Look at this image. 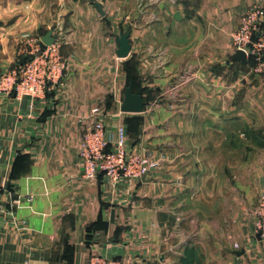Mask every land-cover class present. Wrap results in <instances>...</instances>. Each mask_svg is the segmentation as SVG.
<instances>
[{
    "label": "crops",
    "instance_id": "1",
    "mask_svg": "<svg viewBox=\"0 0 264 264\" xmlns=\"http://www.w3.org/2000/svg\"><path fill=\"white\" fill-rule=\"evenodd\" d=\"M103 1L0 0V77L49 31L67 63L45 98L0 89V264H264V67L232 59L264 0H151L123 59ZM134 64L145 111L123 113ZM96 118L159 167L87 179L79 147Z\"/></svg>",
    "mask_w": 264,
    "mask_h": 264
},
{
    "label": "built area",
    "instance_id": "2",
    "mask_svg": "<svg viewBox=\"0 0 264 264\" xmlns=\"http://www.w3.org/2000/svg\"><path fill=\"white\" fill-rule=\"evenodd\" d=\"M32 40L31 38H29ZM236 50L243 49L248 63L255 71L264 67V7L251 6L241 17L239 28L232 37ZM63 39L55 38L46 45L43 41L32 46L23 63H17L0 77V89L32 99L45 98L50 85L62 81L66 68L61 48ZM21 57V58H22ZM20 58V59H21ZM19 59V60H20ZM103 109L93 110L96 116ZM79 156L84 176L96 179L102 175L107 182L116 184L122 180H140L159 167L160 161L151 151H136L128 144L127 128L119 124L116 134H111L103 118H96L83 135ZM256 230L264 240V191L257 207ZM85 264H119L113 258L99 253L92 255Z\"/></svg>",
    "mask_w": 264,
    "mask_h": 264
},
{
    "label": "rangeland",
    "instance_id": "3",
    "mask_svg": "<svg viewBox=\"0 0 264 264\" xmlns=\"http://www.w3.org/2000/svg\"><path fill=\"white\" fill-rule=\"evenodd\" d=\"M79 1H89V0H79ZM90 1H94V0H90ZM103 2L106 8L105 11L109 16L108 19L109 24H107L108 26L104 29L107 35L112 36L114 33H119V32L122 33L127 30H133L134 32L137 29V25L142 23V19L151 22L150 20L152 16L151 0H104ZM166 25L167 24L163 25L164 30H162V27L160 28L161 30L160 33L163 32L164 34H166L168 30L165 27ZM133 35H135V33H133Z\"/></svg>",
    "mask_w": 264,
    "mask_h": 264
},
{
    "label": "water",
    "instance_id": "4",
    "mask_svg": "<svg viewBox=\"0 0 264 264\" xmlns=\"http://www.w3.org/2000/svg\"><path fill=\"white\" fill-rule=\"evenodd\" d=\"M96 6L102 15H105V11L103 9V4L101 2H97ZM130 34L131 32L122 33L117 36V42L119 47L116 51V54L119 58H127L132 50V45L130 42ZM42 41L46 45H51L55 41V37L53 36V32L49 31L42 37ZM233 60L238 61L242 65L248 64L247 54L243 49H238L233 57ZM25 61V57H22L18 62L23 63ZM146 101L144 100V95L142 91H134V81L131 80L129 85L126 87L124 91V98L120 105L121 112L123 113H142L145 111Z\"/></svg>",
    "mask_w": 264,
    "mask_h": 264
},
{
    "label": "trees",
    "instance_id": "5",
    "mask_svg": "<svg viewBox=\"0 0 264 264\" xmlns=\"http://www.w3.org/2000/svg\"><path fill=\"white\" fill-rule=\"evenodd\" d=\"M128 65V64H127ZM135 65V64H134ZM133 68V69H132ZM130 67V65L128 66V70H127V74H128V83L127 85L130 83L131 80L134 81V91H141L139 88V83H138V77H137V67L136 65L133 67ZM127 87V86H126ZM143 92V91H142ZM127 128V127H126ZM127 134H128V128H127ZM186 257H187V252H186ZM186 264H187V258H186Z\"/></svg>",
    "mask_w": 264,
    "mask_h": 264
}]
</instances>
